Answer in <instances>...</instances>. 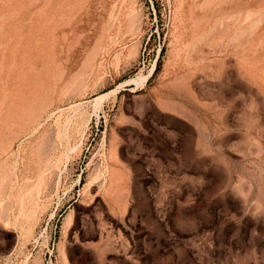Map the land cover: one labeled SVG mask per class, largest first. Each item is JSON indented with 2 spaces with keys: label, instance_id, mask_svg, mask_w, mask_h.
Wrapping results in <instances>:
<instances>
[{
  "label": "rangeland",
  "instance_id": "1",
  "mask_svg": "<svg viewBox=\"0 0 264 264\" xmlns=\"http://www.w3.org/2000/svg\"><path fill=\"white\" fill-rule=\"evenodd\" d=\"M0 264H264V0H0Z\"/></svg>",
  "mask_w": 264,
  "mask_h": 264
}]
</instances>
